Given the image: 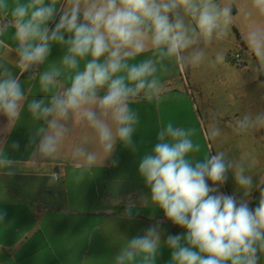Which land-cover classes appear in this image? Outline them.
<instances>
[{"label": "clouds", "instance_id": "9594fccd", "mask_svg": "<svg viewBox=\"0 0 264 264\" xmlns=\"http://www.w3.org/2000/svg\"><path fill=\"white\" fill-rule=\"evenodd\" d=\"M233 9V0H0V37L11 34L15 46L8 51L15 53V67L28 80L38 78L45 94L29 99L31 88L26 90L20 76L0 60V114L7 118V129L21 121L25 110L39 125L29 137L28 147L34 146L27 160L30 170L48 168L47 162L72 135L73 123L95 144L90 147L86 135L71 151L80 170L77 183L84 179V170L97 165L101 153L103 161L118 144L136 150L139 117L131 105L160 99L165 89L158 72L167 64L200 66L206 58L204 46L228 36ZM57 14L58 22L49 28ZM246 15L255 19L243 40L258 65L253 72L264 73V0H250ZM53 44L63 54L49 63ZM0 46L8 47L2 39ZM147 52L152 55L138 59ZM225 60L224 50L215 54V63ZM201 128L209 145L221 136L218 119L207 126L201 121ZM261 129L264 112L245 114L235 123L237 133ZM195 133V128L169 121L138 165L150 189V199L142 197L143 203L160 208L185 232L162 241L158 222L143 235L125 238L114 264H157L162 248L170 251L169 264H261L264 179L254 182L244 156L212 154L211 147L198 156L201 145L193 140ZM11 147L19 150V142ZM24 163L10 159L0 147V171L7 169L11 175ZM229 173L234 193L216 194ZM60 177L52 173L54 180ZM253 190L260 191L254 209L248 200ZM5 215L0 212V221ZM126 215L131 216L130 208Z\"/></svg>", "mask_w": 264, "mask_h": 264}, {"label": "crops", "instance_id": "0c3cea01", "mask_svg": "<svg viewBox=\"0 0 264 264\" xmlns=\"http://www.w3.org/2000/svg\"><path fill=\"white\" fill-rule=\"evenodd\" d=\"M233 2L234 23L230 29L239 36L240 51L249 53L243 35L255 19L246 15L250 0ZM58 19L59 14L49 23V28H54ZM0 39L8 46H0V60L20 76L26 90L31 88L29 99L42 98L45 94L39 90L38 78L28 80L15 67V53L8 51L15 46L11 34ZM62 54L63 49L53 44L49 63L58 62ZM259 77L264 81V73L259 72ZM166 98L167 103L173 101L172 96L168 101ZM131 107L139 117L133 137L136 150L118 144L103 161L101 153L97 165L83 171L84 179L80 183L75 180L80 170L75 168L71 151L86 135L89 146L94 148L89 133L73 123L72 135L57 157L47 162L48 168L36 172L28 167L27 160L34 148L28 144L39 125H34L25 110L21 121L9 131L7 118L0 114V147L10 159L25 161L23 167L17 166L11 175L7 169L0 171V212L6 213L0 221V264H114V256L125 238L143 235L158 222L162 241L170 234L185 232L167 220L160 208L142 201V197L150 199V189L139 175V161L156 142L159 129L167 125L163 121L160 99L141 100ZM13 142H19V150L12 149ZM52 173H61L60 179L54 180ZM259 199L260 195L254 208ZM129 208L130 217L126 215ZM161 252L157 264H169L170 251L162 248Z\"/></svg>", "mask_w": 264, "mask_h": 264}, {"label": "rangeland", "instance_id": "374dc122", "mask_svg": "<svg viewBox=\"0 0 264 264\" xmlns=\"http://www.w3.org/2000/svg\"><path fill=\"white\" fill-rule=\"evenodd\" d=\"M204 48L206 58L200 66L182 68L170 63L166 70L158 72L164 80L165 89L160 97L163 121L165 124L172 121L176 126L195 128L193 140L201 145L198 156L206 154L209 147L212 154L224 151L230 158L244 156L251 165L254 182L264 179V129L248 133L235 131V123L243 115L264 112V81L260 79L258 71L253 72V67L258 68L257 62L249 53L240 51V39L233 29H229L225 39L214 41ZM220 50L226 52V60L217 64L214 57ZM236 54L240 55L243 64H237ZM151 55V52H147L138 59ZM169 96L173 97V101L167 103L164 98L167 97L168 101ZM217 119L221 136L209 145L204 139L201 121L207 126ZM209 184L211 186V182ZM234 191L235 184L229 173L227 182L219 186L216 194L232 195ZM236 195L239 198L242 193ZM259 195V190L249 194V206L256 203Z\"/></svg>", "mask_w": 264, "mask_h": 264}, {"label": "built area", "instance_id": "2783aa9c", "mask_svg": "<svg viewBox=\"0 0 264 264\" xmlns=\"http://www.w3.org/2000/svg\"><path fill=\"white\" fill-rule=\"evenodd\" d=\"M235 61H236L237 64H239V65H241V64L244 63V62H241V61H240V55H239V54H236V55H235Z\"/></svg>", "mask_w": 264, "mask_h": 264}, {"label": "trees", "instance_id": "16d2710c", "mask_svg": "<svg viewBox=\"0 0 264 264\" xmlns=\"http://www.w3.org/2000/svg\"><path fill=\"white\" fill-rule=\"evenodd\" d=\"M25 75L27 76L28 74L25 73ZM254 205H255V203L254 204L252 203L249 207L253 209L254 208Z\"/></svg>", "mask_w": 264, "mask_h": 264}]
</instances>
